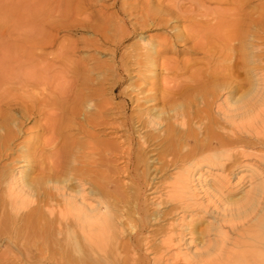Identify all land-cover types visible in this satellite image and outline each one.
<instances>
[{
    "label": "bare ground",
    "instance_id": "1",
    "mask_svg": "<svg viewBox=\"0 0 264 264\" xmlns=\"http://www.w3.org/2000/svg\"><path fill=\"white\" fill-rule=\"evenodd\" d=\"M74 1L0 0V236L11 229L15 244L43 239L39 251L51 249L53 264H264L263 173L232 159L264 147V0L131 6L126 14L144 18L126 21L130 34L152 25L169 37L121 54L115 73L124 79L110 85L121 103L103 98L106 79L93 83L88 67L79 75L78 63L56 71L45 62L60 20L73 19L64 26L71 32L92 28L104 43L116 41L110 25L89 26L86 17L97 14ZM170 52L200 57L160 62ZM129 63L142 85L118 95ZM206 167L205 203L195 181ZM235 169L252 180L233 198ZM200 212L213 219L205 232Z\"/></svg>",
    "mask_w": 264,
    "mask_h": 264
},
{
    "label": "rangeland",
    "instance_id": "2",
    "mask_svg": "<svg viewBox=\"0 0 264 264\" xmlns=\"http://www.w3.org/2000/svg\"><path fill=\"white\" fill-rule=\"evenodd\" d=\"M148 1L150 2V5H148L149 7L158 6L155 1H152V3H151V0H145V1L144 0H138V1L137 0H75L74 6L80 5V3H81L80 8L82 11H86L90 8L88 14H90V12H92V11H95L94 13L97 14V18H91L89 15H87L89 17H86L87 18L86 20H87L89 26L101 27V26L110 25L109 26L110 30H111L110 35L111 36L113 35L114 41L116 40L117 43H116V41L113 43L110 42L111 44L109 42L104 43L102 40H99L100 38L97 35L94 34V31L92 28L87 29V28L79 27V29H77V31L71 32L70 28L68 29L67 27H69L71 25L73 19L69 18L67 20H60L59 25L62 26V29L60 30L59 34H57V36H56L54 47L52 48V50L50 49L51 51H48V53L51 52L52 54L45 58L46 59L45 62L48 65H50V67L53 66L51 69H55L56 71H58L57 68L64 70L65 68H68L69 65L74 64V63H78L79 65H82V66H80L82 70L80 69L79 75H83V73L85 72V70L88 67V69L90 70L89 76L93 80L92 81L93 83L97 84L99 79H106L105 86H104L105 95L103 98L105 100L110 101L111 103H121L122 102L121 98L112 99V94H111V90H110L111 84L124 79L123 76H121V75L117 76L115 73V69L118 65V61L121 59L120 57L123 54H128V53L129 54H135V53H140V51L143 52L142 51L143 46H141L142 41L159 43L163 39L169 37V34L167 32V31H169V29L166 31V29L162 28L161 26H155L154 27L152 25L143 29V30L142 29L137 30L135 34H132V33L130 34L131 31L128 30V28L126 26V21H130L131 24H137V22L139 23L140 20H142L144 17L141 16V14L138 15L136 18L130 17L129 14H126V11L128 12V10H131V8L134 6V4L136 5V3L138 5L139 4L141 5L142 2L145 3ZM207 6L208 7L212 6V8H214L215 4H211V5L207 4ZM227 7L228 6H226V8ZM248 11H250V9H248ZM76 20L78 22L84 21V16H82L81 19H80V17H76ZM1 22H3L2 18H0V23ZM65 25L67 27H64ZM180 29H182V28L180 27ZM127 33H128V40L124 44V46L121 48V50L119 51L118 59L115 60L114 56H113L114 55V49H116L115 46L120 43L121 38L123 36H125ZM107 43H109V44H107ZM74 46H76L75 48H78L76 50L77 52H75ZM176 49H178V48H176ZM59 52H61V53L59 54ZM261 52H262V57H261L262 62H261L260 68L262 70H264V48H263V51H261ZM176 54L177 53H175V52L174 53L173 52L162 53L158 56V59L161 60L160 62H162L163 60H171V59L172 60H178V61H185V59L186 60L190 59L193 62L194 59H197V57H200V55H187V54H185V55L184 54H177L176 55ZM40 57L42 58L43 55H41ZM53 60L55 62H52ZM56 63H57V65H56ZM51 64H54L55 66L51 65ZM77 65L74 64L73 67H75ZM129 65H127L129 68L128 75L126 74L127 76H125L127 81L117 89L116 94H118V95L120 93H122V91L125 89H128L127 90L128 93H131V90H133L135 87H137L138 85L140 87L142 85V80H137L138 78H134V79L131 78L132 75H135L136 71L133 70L135 67L133 65V63H129ZM95 66H97L98 69L92 71V67H95ZM198 67H200V66H198ZM252 67H254V65L249 66V68H252ZM62 68H64V69H62ZM113 71H114V75H113ZM104 75H106V76H104ZM263 75H264V72H263ZM114 76H117L118 78L117 77L115 78ZM251 81H250L251 83H254L255 79L253 78V79H251ZM238 96L239 95H237V97ZM214 116L216 117L217 120H219L218 115H216L215 112H214ZM261 140L264 142V138H261ZM247 151L250 154H252V156H250L248 158H243L242 155H240V152H234L232 155L233 156L232 159L236 160L237 162H240V163H248L249 165H252L253 166L252 168L262 172L263 177H264V147L263 146H255L254 148L251 147ZM209 170L210 169H208L206 167L199 174H197L196 179L199 178L200 174H202V178L200 179V183L198 181H195V184L197 185V187L199 189L198 199L201 202H205V203L207 202V198H208L207 195L205 194L206 184L212 180V177L209 176V174L211 173V172H209ZM251 175H252V173L250 170L245 171L244 169H235V174L232 175V177H231L232 187L230 190H228V194L230 196H232L233 198H236L237 196H239L241 194L242 190L249 187L250 181L252 180ZM206 177H208L207 183L204 182ZM163 179H165V177ZM161 181H162L161 183H164V180H161ZM213 207L214 206L210 205L211 210H214ZM164 210L165 211L172 210V205L171 204H165ZM152 213H155V212L152 211ZM200 214H201V218L199 219V225H200L199 230L201 232H205V230L208 226V222H210L213 219H211L209 215H207V218L204 219L203 218L204 214H202L201 212H200ZM1 215H3L2 211H0V218L1 217L3 218V216H1ZM171 216H172L171 219H173V217L176 218L174 216V214ZM224 226L226 227L225 229L228 231V235H229L231 240H233L234 238H238V239L240 238V234L238 232L230 230L228 228L229 226H227V225H224ZM2 227H3V225L0 226V230ZM14 227H20V224L17 223V224H15ZM237 229L240 230V225ZM8 230H10V231L8 232ZM10 232H11V229H7L4 232L5 235L3 234L4 235L3 237H2V235L0 236V264H48V261L51 257L50 254L52 255V250L49 249V251L46 254L44 253L45 255L43 254L44 256L42 255V253L39 250L42 247L43 242H41V241H44L43 239L42 240L39 239L40 241L39 240H37V241L30 240L31 242L29 241L26 243H25V240H22V241L18 242L17 244H15L12 241L8 240L9 239L8 236L10 235ZM189 238H190V236H187L186 239L189 240ZM51 240L52 239L49 238L48 241H45V243L46 244H47V242L50 243ZM194 241L197 244L201 243L202 236L201 235L195 236ZM22 245H24V246H22ZM44 245H43V247H44ZM192 246L194 247V243ZM50 251H51V253H50ZM16 252L20 256L17 255ZM38 253H40L39 254V255H41L40 257L37 255ZM14 254H16L17 256ZM16 257L18 259L17 261L15 260ZM26 259H28L29 261ZM21 260H25V261L19 262ZM89 260H87V261L84 260L85 261L84 263L85 264H96V262L92 261L91 259H89ZM51 262L52 261L50 260L49 264H53ZM90 262H92V263H90Z\"/></svg>",
    "mask_w": 264,
    "mask_h": 264
}]
</instances>
